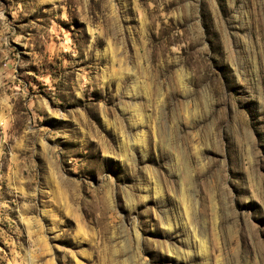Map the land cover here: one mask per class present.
<instances>
[{"label":"rangeland","instance_id":"rangeland-1","mask_svg":"<svg viewBox=\"0 0 264 264\" xmlns=\"http://www.w3.org/2000/svg\"><path fill=\"white\" fill-rule=\"evenodd\" d=\"M0 264H264V0H0Z\"/></svg>","mask_w":264,"mask_h":264}]
</instances>
